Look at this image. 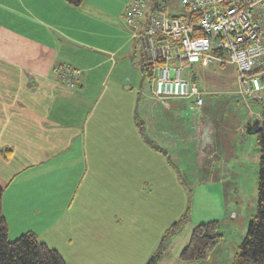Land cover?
<instances>
[{
  "label": "crops",
  "instance_id": "0c3cea01",
  "mask_svg": "<svg viewBox=\"0 0 264 264\" xmlns=\"http://www.w3.org/2000/svg\"><path fill=\"white\" fill-rule=\"evenodd\" d=\"M130 1L83 0L75 7L67 0H0V149L4 151L0 152V187L9 238L32 231L40 241L50 244V239L64 236L58 233L62 226H58L62 222L58 216L72 205L74 212L91 209L102 224L111 223L101 216L109 208L114 212L112 222L124 214L130 221L132 191L116 190V176L124 181L126 173L129 179L140 176V191L146 196L156 192L145 188L149 182L155 186L153 176H162L164 170L169 176L173 174L168 165L175 143L191 142L188 145L194 146L197 161L201 164L203 160L211 170L213 162L223 176L225 172L238 176L245 171L248 153L243 144L255 143L253 135L246 136V132H254L246 130L245 114L229 124L225 119L214 121L213 114L192 104V113L184 118L179 112L175 114V101L185 100L142 96L141 74L131 68L129 29H133L124 21ZM60 64L79 71L72 89L59 81L55 67ZM189 64L194 68L189 69L188 78L205 96L210 91L206 83H199L197 75L204 78L206 66L214 65L215 71L223 70L219 66H232L235 76L230 78H236L232 64ZM232 88L219 89L217 95L234 94L236 98V88ZM161 102L169 106L165 109L162 105L164 115L158 108ZM133 110L136 115L140 112L150 141L163 152L142 140L133 122ZM190 114L196 117L195 126L190 123L194 120ZM183 120L187 124L180 123ZM238 145H243L242 149ZM229 156H234L232 162ZM259 158H251V167L256 168V173L249 172L253 181ZM96 176H101L97 184L111 182L108 190L95 193ZM69 178L77 185L68 184ZM89 190L98 194L90 203L82 200ZM244 190L237 184L236 197L241 199ZM221 194L224 201V189ZM149 204L153 203L145 206ZM254 208L253 203L250 217ZM234 211L230 212L235 216ZM54 233V237L49 236ZM68 239L65 242L70 245ZM237 244L226 259L222 258V264L228 260L231 264Z\"/></svg>",
  "mask_w": 264,
  "mask_h": 264
},
{
  "label": "rangeland",
  "instance_id": "374dc122",
  "mask_svg": "<svg viewBox=\"0 0 264 264\" xmlns=\"http://www.w3.org/2000/svg\"><path fill=\"white\" fill-rule=\"evenodd\" d=\"M122 1L125 2L128 0ZM145 1L146 11L142 21L147 23L149 8L156 0ZM161 1L171 14L187 13L186 9L180 6L178 0ZM129 33L132 35V39L130 38V45L131 54L133 55V59L131 60L133 66H131V68L134 70L137 68L141 74L140 65L142 59L139 50V38L135 37L130 29ZM126 36L128 35L126 34ZM121 54L122 50L118 52V55ZM167 63L169 65L180 64L176 59H170ZM213 66H206L204 78L197 75L199 83H206V87L210 91L208 92L210 93L208 96L203 94L204 102L202 109L213 114L215 116V118H213L214 121L216 119H218V121L220 119H225L229 124L230 120H235L237 116L241 114L246 115L244 119L248 118L246 123H251L252 120L258 118L259 112L262 114L261 116L263 118L264 113H262L261 104L252 101L249 97L243 98L237 93V74L236 78H230L231 76H235L232 66H219L220 69H223L219 71H215ZM183 67V72L186 76L189 75V69L191 67L192 69L194 68L193 64L189 63H184ZM192 73L193 71H191L190 75H193ZM141 83L143 90L142 96L146 95V97L150 96L156 100H160L151 94L150 75L142 77L141 74ZM226 87H230V89H233L232 87L236 88V98L240 99L242 102L236 101L234 94L232 96L226 94L217 95L218 93L216 91ZM146 100L149 102L148 98H146ZM159 104V111L164 115L165 110L162 108V105H164L165 109L169 106L167 103L164 104L163 102ZM192 104L193 102L190 100H185V102L182 100L175 101V114L179 112L184 118L187 117L189 112L192 113V110L190 111ZM137 112L138 114L136 115L133 110V122H135L140 137L147 143V140L151 139L146 134L142 122V115L138 110ZM190 115L194 119L193 122L190 123L195 126L196 117L193 114ZM219 115H221V118H219ZM200 119L202 121L204 120L203 114ZM138 121L143 125L145 138L141 135L140 129L137 126ZM180 123L187 124L184 120L180 121ZM216 125L220 126L221 124ZM252 135L255 138V143L243 144L244 147L247 148L245 150L246 153H248V163L245 171L241 173L242 175L237 176L233 173L225 172L223 176L220 171L217 170L213 162H211V165L213 164L214 168L211 170L210 167L207 168L206 166L208 162H205L206 165H204L203 160L201 164L197 161L198 159L195 155L194 146L188 145L191 142L175 143V154H171L168 165L171 166L173 174L169 176L167 171L164 170L162 176H153L156 182V184L154 183L155 186H151L149 182L148 186L145 188L148 189V191L156 190L157 194L154 191V193L149 192V195L146 196L145 192L140 191L142 190L141 188H143V186H141L142 179L140 176L133 175L129 179L128 177L130 174L126 173L125 181L120 180L121 176H116V190L125 188L126 190L132 191L130 221L127 220L128 218H125L127 214H124L125 217L116 218V221L112 222L111 220L114 216V212L112 208H109L104 211V214L101 216L104 222L111 223L102 224L97 221L98 215H93L91 209L87 208V210L81 212H74L72 210V205L68 211L67 209H62V212L58 216L59 220L62 221L58 223V226L62 225L58 233L60 232L59 234H64V236L54 237V233L49 235L54 237L49 240L50 244L45 243L49 247L58 250L67 264H145L150 255L155 251L165 231H168L174 221L180 219L187 213L188 215L187 218H185V222H183V220L178 230L168 237L163 254L157 264H222L224 260L222 258L226 259L229 253H231L232 246L239 243L245 234L247 221L251 215L249 212L252 211H249V208H252L253 203L256 207L257 189L255 188V183H257V176H254L253 181V177L249 176V172L254 170L256 173V168L254 166L251 167V158L260 156V153H258L259 151L257 150L256 133L246 132L247 137H251ZM242 146L238 145V148L242 149ZM233 154L236 153L234 152ZM229 159L231 160L230 162H232L234 156H229ZM228 164L225 166L230 169ZM218 167H220V165H218ZM132 168L133 167H131V170ZM98 177L101 176H96L95 178V193L96 190L99 192L108 190L107 185L111 182L99 181L97 184L96 179H98ZM88 180L89 177L85 182ZM73 183L77 185V182L74 180L70 181L69 178L68 184L71 185ZM237 184L245 188L243 192L244 196L241 197V199L236 197ZM222 189H224V196H226L224 201H222ZM160 193L161 197L159 196ZM97 195L91 193L89 190L88 197H83L82 200L90 203L92 200L97 199ZM146 202L153 204H149L147 207L145 206ZM231 210H235L236 217L230 212ZM118 214L119 213L116 215ZM211 220H217L219 222V230L223 234V240L215 245L214 249L210 252L211 255L209 254L205 259L190 261L180 259V250L188 242L186 238L188 232L190 233L195 225ZM11 235H13L12 231ZM17 237L10 236L9 239L14 240ZM37 238L40 239V236L38 235ZM68 238L71 239L70 245H67L65 242V239L67 240ZM221 242H224L223 245L220 244ZM63 249L64 254H62ZM228 261L226 264H228Z\"/></svg>",
  "mask_w": 264,
  "mask_h": 264
},
{
  "label": "built area",
  "instance_id": "2783aa9c",
  "mask_svg": "<svg viewBox=\"0 0 264 264\" xmlns=\"http://www.w3.org/2000/svg\"><path fill=\"white\" fill-rule=\"evenodd\" d=\"M185 14H171L161 0L142 21L145 0H131L124 21L139 38L142 62L151 77L150 91L158 99L190 100L199 111L203 91L184 74V63L232 64L237 93L264 106V0H178ZM170 59L180 62L169 65ZM59 81L76 86L79 71L55 67ZM259 112L258 118L264 122Z\"/></svg>",
  "mask_w": 264,
  "mask_h": 264
},
{
  "label": "trees",
  "instance_id": "16d2710c",
  "mask_svg": "<svg viewBox=\"0 0 264 264\" xmlns=\"http://www.w3.org/2000/svg\"><path fill=\"white\" fill-rule=\"evenodd\" d=\"M83 0H67L75 7H79ZM142 77L149 75L144 62L141 63ZM264 113V108H263ZM250 124V123H249ZM137 126L144 137L143 125L138 121ZM262 129L256 133L257 149L260 152L257 168V201L255 211L247 222L245 234L239 242L231 264H264V123ZM145 138V137H144ZM147 143L157 151L163 150ZM0 152H4L0 149ZM6 157L8 154L4 153ZM2 188L0 187V264H67L62 255L55 248L49 247L40 241L32 231L20 234L14 240L8 236V225L1 208ZM187 213L173 222L172 226L165 231L155 251L150 255L145 264H157L160 260L169 236L185 222ZM223 240V234L219 230V222L211 220L195 225L188 242L180 250V259L185 261L205 259L214 249L218 242Z\"/></svg>",
  "mask_w": 264,
  "mask_h": 264
},
{
  "label": "water",
  "instance_id": "95a60500",
  "mask_svg": "<svg viewBox=\"0 0 264 264\" xmlns=\"http://www.w3.org/2000/svg\"><path fill=\"white\" fill-rule=\"evenodd\" d=\"M262 129V126L259 124V120L258 119H254L250 124L247 123L246 125V130L249 132H258Z\"/></svg>",
  "mask_w": 264,
  "mask_h": 264
}]
</instances>
